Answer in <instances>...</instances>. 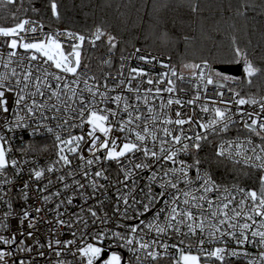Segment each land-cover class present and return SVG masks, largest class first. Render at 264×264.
<instances>
[{
	"label": "snow or ice",
	"instance_id": "obj_1",
	"mask_svg": "<svg viewBox=\"0 0 264 264\" xmlns=\"http://www.w3.org/2000/svg\"><path fill=\"white\" fill-rule=\"evenodd\" d=\"M18 11L0 26V264H264V93L248 90L264 44L233 35L177 66L135 45L116 56L103 26L46 25L47 11L63 19L58 0Z\"/></svg>",
	"mask_w": 264,
	"mask_h": 264
},
{
	"label": "trees",
	"instance_id": "obj_2",
	"mask_svg": "<svg viewBox=\"0 0 264 264\" xmlns=\"http://www.w3.org/2000/svg\"><path fill=\"white\" fill-rule=\"evenodd\" d=\"M62 5L63 19L61 22L51 21V13L43 16L45 24L61 29L67 27L87 33L96 26H103L122 41L120 49L133 50L132 46L164 54L172 57V63L179 65L181 60H189L201 55L215 57L226 52L230 45V37L235 35L241 46L247 45L249 50L259 53L258 44H264L262 37V21L264 16L248 12L247 18L237 14V7L245 0H58ZM259 2V0H257ZM42 4L46 7L47 0H17L16 5L5 9L0 6V26L13 24L10 12L20 9L18 16L25 12L33 19L39 18L31 11V6ZM191 5H199L197 12L191 11ZM243 11V9H241ZM255 16V20L252 17ZM168 32L171 40L161 38ZM190 37L184 42L182 37ZM176 37H180L179 42ZM251 41L249 44L248 42ZM86 53L90 67L96 69L100 60L106 55L107 48L99 44L96 50ZM259 62V56H257ZM232 66V65H220ZM234 86V85H233ZM257 95L264 93V77H257L248 89ZM54 149V148H53ZM239 167V166H238ZM242 170L239 182L247 183L248 178ZM257 178L252 173V184ZM249 184V186H252Z\"/></svg>",
	"mask_w": 264,
	"mask_h": 264
},
{
	"label": "built area",
	"instance_id": "obj_3",
	"mask_svg": "<svg viewBox=\"0 0 264 264\" xmlns=\"http://www.w3.org/2000/svg\"><path fill=\"white\" fill-rule=\"evenodd\" d=\"M46 30H47V28H46ZM98 44H99V42H98ZM85 47H86L87 49L90 48V46L87 45V44L85 45ZM142 50L145 51V52H152V51L145 50V49H142ZM130 51H132V50H130ZM153 53H154V54H157L163 62H165V63L168 62V59H167L168 56H166V55H164V54L156 53V52H153ZM105 56H106V55H105ZM105 56H104V57H105ZM104 57H103V58H104ZM100 61H101V60H100ZM171 62H172V61H171ZM134 63H135V62H134ZM91 70H92L93 72H95V73H99L101 70L107 71L106 68H103V66L101 65L100 62H99V65H98V67H97L96 69H92V68H91ZM0 71H3V69L0 68ZM177 86H178V88L181 87V85H180L179 82H177ZM27 138H28L27 135H25V139H27ZM53 155H54V149H52V150H51L50 152H48V153H43V154H42V157H43V159H50ZM29 203H32V201L30 200ZM16 207H17V210H19V205H17ZM15 225H16V221L13 220V221H12V226H13V228H15ZM41 227H42V230H43V226H41ZM40 239H41L42 242H44L45 237H44L43 235H41V236H40ZM29 243H31V241H29Z\"/></svg>",
	"mask_w": 264,
	"mask_h": 264
},
{
	"label": "water",
	"instance_id": "obj_4",
	"mask_svg": "<svg viewBox=\"0 0 264 264\" xmlns=\"http://www.w3.org/2000/svg\"><path fill=\"white\" fill-rule=\"evenodd\" d=\"M221 68H230L233 69V74H239V71L241 69H239V66L237 65H232V66H220Z\"/></svg>",
	"mask_w": 264,
	"mask_h": 264
}]
</instances>
